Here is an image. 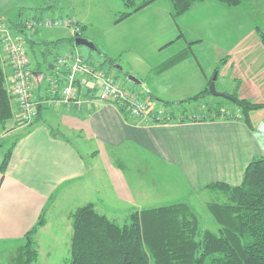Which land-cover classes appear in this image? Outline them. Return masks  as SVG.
Listing matches in <instances>:
<instances>
[{"label":"crops","instance_id":"1","mask_svg":"<svg viewBox=\"0 0 264 264\" xmlns=\"http://www.w3.org/2000/svg\"><path fill=\"white\" fill-rule=\"evenodd\" d=\"M251 1L260 6L264 18V0ZM58 5L59 0H0V21L10 26L23 23L20 17L24 12L33 11L36 17L63 8ZM187 18L203 19L190 26ZM115 27H120L115 31L122 30V34H108L105 47L94 43V54L86 57L98 63L103 54L117 59L116 67L123 62L125 66L118 69L141 85L130 82L125 75L137 87L120 84L130 92L149 99L151 96L154 111H164V102H170L180 115L184 109L178 102L201 92L212 78L216 63L226 57L228 61L216 75L215 85L232 84L233 89L239 85L236 91L240 98L264 105V48L243 7L206 0L195 3L174 21L170 0H154ZM57 28L39 31L38 40H31L32 44L48 51L62 48L64 43L45 45L70 36V29ZM150 28L152 33L148 32ZM188 47L192 56L158 75L152 74L156 67ZM0 52L8 76L11 70L1 45ZM38 63L31 65L33 70L38 69ZM54 64L55 60L48 64L51 67L40 66L33 71L35 87L39 84L35 95L52 99V103L44 102L37 121L34 119L31 125L20 126L14 117L11 119L13 128L8 133L14 147L4 174L0 172L1 246L21 247L24 236L43 216L44 225L32 237L37 246L35 237L47 230L50 219L64 220L66 213L87 203L94 204L96 211L110 220L119 214L123 218L135 210L153 208L152 203L161 202L158 189L168 188L175 193L176 179L188 183L185 187L190 194L206 192L215 183L237 186L249 162L264 157V108L249 114L251 128L241 121L225 119L150 124L116 104L99 101L93 84L77 94L80 106L57 102L61 88L53 91L47 81L55 76ZM39 75L44 76L41 82ZM141 76L145 80H139ZM7 144L6 141L9 147ZM1 146L0 163L8 149L4 151ZM147 161L157 165L150 181L159 178L163 184L148 188L141 185V169ZM164 173L167 181L162 179ZM154 189L155 193L149 192ZM165 200L164 204L191 206L186 199ZM60 203L62 210L57 208Z\"/></svg>","mask_w":264,"mask_h":264},{"label":"trees","instance_id":"2","mask_svg":"<svg viewBox=\"0 0 264 264\" xmlns=\"http://www.w3.org/2000/svg\"><path fill=\"white\" fill-rule=\"evenodd\" d=\"M122 1L126 6L135 5L134 0ZM153 1L143 0L138 6L132 7V10L121 12L116 22L122 21ZM203 1L206 0H170L172 19L175 21L186 14L195 3ZM214 1L228 7H243L254 24V29L264 48V25L262 21L264 18L258 12L256 3L251 0ZM23 27H25L23 23L10 26L13 31L22 30ZM75 28L80 30L79 36L83 37L81 30L84 26L76 23ZM45 29L50 28H42L39 31ZM74 39L75 34L52 43L45 42V45L48 47L49 45L54 46L59 43L70 42L75 47L77 45H75ZM24 40L33 43L30 38H24ZM88 51L90 50L88 49ZM42 53L44 56V52ZM76 53L90 67L85 75L88 83H91L85 88H79L78 94L80 91L86 92L88 88L92 87V84L95 85L92 87L94 88L93 91L97 92L96 82L92 78L94 73L105 71L102 68L104 63L108 62V65L114 66L116 60L102 54L96 67L92 63H88L84 55L78 51ZM192 55V51L188 47L156 67L152 74L158 75ZM57 57L58 55H55V61ZM227 60V58H223L218 61L213 76L218 75L220 68ZM38 65L41 66L40 63ZM39 67L34 70L31 67L32 72L39 70ZM105 72L112 74L109 70ZM124 75L127 77L129 74L123 72ZM6 77L7 73L4 71L0 59L1 129L14 116L11 97L6 86ZM43 79H40V82ZM209 83L204 90L178 102L177 105L182 106V103L186 102L199 103L211 96L208 91ZM38 86L37 83L36 87ZM36 87L34 86L33 92L36 91ZM228 96V100L235 104V111L227 112L224 108L222 109L219 102L215 103L216 105L206 104V108L204 107L199 113L186 115L184 114L185 110H183L180 119L171 116L169 120L181 122L190 120H237L251 128L249 114L263 109L264 105L242 99L237 92L228 94ZM35 97L40 101L44 100L40 94L35 95ZM164 103H166V107L174 105L170 102ZM40 109H38L35 121H37ZM121 110L124 111L125 108L122 107ZM149 110V121L154 124L167 122V118L160 122L162 120L156 119L157 111ZM170 114L172 115V113ZM13 147L14 143L9 145L0 163L2 175L8 165ZM206 191L209 194H221L225 198L224 202H211L207 205V210L217 225L216 231L202 229L194 211L184 203L135 210L130 214L129 221L123 225H119L105 215L98 213L92 204L79 207L72 214L70 257L66 264H264V157H255L249 162L239 185L230 186L215 183L209 185ZM43 225L44 217L41 216L36 225L24 236L23 244L17 248L15 256L10 260L11 264H35L37 262L38 251L32 237Z\"/></svg>","mask_w":264,"mask_h":264},{"label":"rangeland","instance_id":"3","mask_svg":"<svg viewBox=\"0 0 264 264\" xmlns=\"http://www.w3.org/2000/svg\"><path fill=\"white\" fill-rule=\"evenodd\" d=\"M142 1L143 0H134L135 5L126 6L124 5V2L122 0H59L61 5H58V7L59 6L63 7L62 9L43 12V13L41 12L42 15L36 16V17H33L34 16L33 11L24 12L20 18L24 21L23 24L29 21H32L33 18H36L42 21L49 18V19H53L54 22H61L63 25L58 27L57 29H70L71 34L69 37L74 35V33L76 32L78 33L80 32L79 29L74 27L75 24L72 27V23L80 22L82 25H84V28L81 30L82 36L86 38L87 37L92 38L94 41H92L89 38L87 39L91 40L98 47L104 48L106 45L105 43L108 41V34H111L112 32H116L117 36L122 34L121 32L122 30L115 31V30H118L120 27L113 28L115 24L120 22V21L116 22L118 20L117 18L120 16V13L132 10L133 9L132 7L138 6ZM257 8L260 10V6H257ZM255 13H256V10H255ZM187 16L189 17L190 15H187ZM202 19L203 18H199V19L187 18L186 24L191 26L194 23H196L197 20H202ZM2 25H5L8 28H10V25H8L7 21L6 23L0 21V28L2 27ZM110 29H112L113 31H109ZM39 30L40 29L31 30V29H26L23 27L22 30H14V31L15 33L21 35L23 38H30L31 40L35 41V40H38L39 38L37 36V33L39 32ZM148 32L152 33L153 31L150 28ZM25 47L27 50V55L30 61V65H32V67L36 66V63L39 62L42 68L44 69L46 65L48 66L50 62L51 63L54 62L55 55H58L59 57L69 56L71 58L77 54L76 51L84 55L88 63L90 64L92 63V65H95V66L97 65V61L95 59L86 57V55L88 54L89 55L91 54L90 56H92V54H94L93 52L88 51V49H86L83 46L73 47L70 42L64 43L62 48H59V47L52 48L51 51L46 50L42 45L32 44L31 42H26ZM42 52H44V56H42ZM3 53L7 60L6 53L4 51ZM1 54L2 53L0 52V55ZM35 56H37V59ZM116 62L119 64L118 61ZM45 63L47 64L45 65ZM216 64H218V62ZM124 66L125 64L123 62H121V64L118 65V67L120 68ZM118 67L115 68L113 65H108V62L102 65V68H104L105 71L109 70L110 73L113 74V76L118 82L120 83L122 82L126 86L137 87L136 85L130 83L129 81L125 79V77L122 74V71H120L119 70L120 68L118 69ZM138 71L139 73H142L141 72L142 69L139 68ZM38 73H40V71ZM133 74L135 73L133 72ZM42 75H39V77H41L40 79L44 78V76ZM45 79H47V75H45ZM138 79L141 81L145 80L143 76L139 77ZM211 79L208 81V83L211 81ZM207 85L205 86V88L207 87ZM215 88L220 93L230 95V94H233L234 92H237L236 90L239 88V85L235 86V88L233 89L232 84L229 87V86H221L218 83L215 85ZM95 95H97V92H95ZM216 101H219L220 104L222 105V109L224 108L227 112L236 110L234 103H232L228 99H225L222 97H215V96H209L208 98L201 100L199 103L198 102L182 103V108L185 110L184 114L190 115L193 113H199L201 110L204 109V107L206 108V104L216 105L215 104ZM152 105H153V100L150 96L149 109L153 110V112L161 111L160 109H156V111H154V108H152ZM170 106L171 107H163L165 116L167 117V123L171 122L169 120L171 116L175 117L176 119H180L182 117L181 113L180 115L176 114L177 113L175 110L176 106L174 105H170ZM170 113H172V115ZM148 119H150V117ZM145 121L149 122L150 124L152 123V121H148V120H145ZM12 124L13 122L9 120L4 124V126L6 125L5 130H1L0 128V139H1L0 142L2 143L1 148L4 151L8 148V146H6V141L8 143L7 145H10V142L12 141L11 138L9 139L10 134L8 133L13 128ZM80 149L84 151V148H80ZM156 169H157V165L153 161L146 162L145 167L141 169V180H142L141 185L143 186L145 185L148 188V187H151V185H153L152 187H154V186L163 184L161 179L159 178L156 179L153 183L150 181V178L155 173ZM125 172L129 177H131L128 171L125 170ZM163 176L164 177H162V179L164 181H167V178H165L166 176L165 173L163 174ZM171 181L173 180L171 179ZM175 183H176V189H174L175 193H173L168 188H160L158 189V191L161 195V202L152 203L151 205H153L154 207L169 205V204H164L166 203L165 199H171L173 197H177V199H179L178 201L182 199H186L188 202H191V206L189 205L188 206L191 208L192 211H194L202 229H210L212 231H216L215 229L217 228L216 227L217 225L214 223L210 213L208 212L207 205L210 204L211 202H214V203H216L217 201L220 203L224 202L225 201L224 196L221 194L216 195L214 193L209 194L207 191L201 194H198V193L190 194L185 187V186H188V183H186L184 180L176 179ZM99 188L100 187L98 186V189ZM155 191L156 190L154 189L153 191H149V192L155 193ZM89 204H92V203H89ZM92 205L93 207H95L94 204ZM79 207L72 210L69 215L67 213L64 215L67 220L66 219L64 220H60V219L51 220L50 219L48 221L47 230L37 233L35 240L37 241L36 249H38L37 250L38 258L35 264H66V261L70 257L72 214ZM57 208L59 210H62L64 208L63 204L60 203ZM124 211L126 210L124 209ZM59 213L64 214V212L62 211H60ZM130 213L125 214L123 218H121L122 216L119 214L118 216H115L114 219H111V220L119 225H123L129 221ZM16 249H17V246H14V245L1 246L0 244V264H11L10 260L12 257L15 256V252H17Z\"/></svg>","mask_w":264,"mask_h":264},{"label":"built area","instance_id":"4","mask_svg":"<svg viewBox=\"0 0 264 264\" xmlns=\"http://www.w3.org/2000/svg\"><path fill=\"white\" fill-rule=\"evenodd\" d=\"M70 23V22H68ZM61 22H54L53 19L38 20L33 18L32 21L24 23V28L37 30L42 28L60 27ZM74 23H72V27ZM75 27V26H74ZM24 38L15 33L5 25L0 28V45L6 53L7 61L11 72L7 76L6 86L11 97V106L13 108L14 118L20 126H28L34 121L38 114V109L44 102L51 100H38L34 95L33 72L30 67ZM55 76L48 78L52 85L53 91L58 86L61 88V94L57 100L65 104L74 103L81 105L78 97V89L85 88L91 83L86 80L89 66L84 60L76 54L73 57H57L55 61ZM97 86V99L102 102L116 104L125 108L131 116L140 120H148L149 115V98L140 93L126 90L112 74L105 71L95 72L92 77ZM93 86H95L93 84ZM52 103V102H50ZM157 116V118H156ZM155 118L157 120H166L164 111H157Z\"/></svg>","mask_w":264,"mask_h":264},{"label":"water","instance_id":"5","mask_svg":"<svg viewBox=\"0 0 264 264\" xmlns=\"http://www.w3.org/2000/svg\"><path fill=\"white\" fill-rule=\"evenodd\" d=\"M74 43H75V45H77V46H83V47H86V48H88V49H90V50H92V51H95V50H96V47H95L94 43H93L91 40H89V39H87V38H85V37H81V36H79V33H78V32L75 33ZM48 67H51V66L49 65ZM119 68H120V67H119ZM127 79H128L130 82H132V83H134V84H136V85H141V82H139V81H138L135 77H133L132 75H128V76H127ZM215 80H216V76L214 75V76L212 77L210 83H209V86H208V91H209L210 95H211V96H215V97H222V98L228 99V98H229L228 95H226V94H224V93H220V92H218V91L216 90V88H215Z\"/></svg>","mask_w":264,"mask_h":264},{"label":"clouds","instance_id":"6","mask_svg":"<svg viewBox=\"0 0 264 264\" xmlns=\"http://www.w3.org/2000/svg\"><path fill=\"white\" fill-rule=\"evenodd\" d=\"M75 34V33H74Z\"/></svg>","mask_w":264,"mask_h":264}]
</instances>
